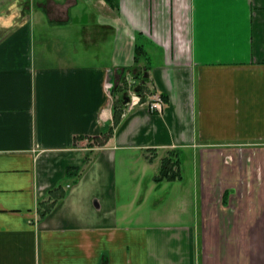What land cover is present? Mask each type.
<instances>
[{"label":"crops","instance_id":"obj_1","mask_svg":"<svg viewBox=\"0 0 264 264\" xmlns=\"http://www.w3.org/2000/svg\"><path fill=\"white\" fill-rule=\"evenodd\" d=\"M0 19V264H264V0H12ZM136 43L163 109L114 125ZM163 188L175 206L146 209Z\"/></svg>","mask_w":264,"mask_h":264},{"label":"trees","instance_id":"obj_2","mask_svg":"<svg viewBox=\"0 0 264 264\" xmlns=\"http://www.w3.org/2000/svg\"><path fill=\"white\" fill-rule=\"evenodd\" d=\"M149 60L146 55L145 49L141 46V44L136 43L134 47V62L132 65L127 67H120L117 68V82L112 88V93L115 96L113 100V123L114 125L117 124L121 118V113L126 102L127 98V88H128V81L126 77L128 75L132 78L131 86L133 90L140 96L141 102L147 100L148 95L154 92L153 88L151 87V80L149 76ZM111 134V129L103 135V141L100 142L104 143L105 140ZM101 143V144H102ZM179 158L178 154L167 155L166 157L162 158L161 166L159 169V173L155 176V180L157 182L163 179L172 180L176 177H179ZM68 175L72 176L75 174L74 179L72 180L73 183L76 182L77 175L80 172V166L68 167L67 168ZM71 171L73 173H71ZM60 192L56 193L53 196L52 202L49 203H39V214L40 216H44L54 204V202L65 195V191L61 189V186L58 187ZM52 192V191H51Z\"/></svg>","mask_w":264,"mask_h":264},{"label":"rangeland","instance_id":"obj_3","mask_svg":"<svg viewBox=\"0 0 264 264\" xmlns=\"http://www.w3.org/2000/svg\"><path fill=\"white\" fill-rule=\"evenodd\" d=\"M4 1V3H0V13L4 11L10 7V3L12 0H0ZM21 3H23L21 1ZM9 5V6H8ZM7 6V8H5ZM3 7V8H2ZM2 21V19H0V22ZM193 162L191 161L190 158H188L187 160L183 159L182 163H181V175L183 177V181L181 182V184H179L178 186H176V189H179V191H181L182 193V189H184L183 187L186 185H188V181L190 182L192 180V174L194 173L195 169L193 168ZM159 165H160V159L156 160V163L150 167L149 172H155L158 173L159 170ZM191 178V179H190ZM152 179H150L151 181ZM135 179H129V181H127V185L125 186V190L126 189H130V193L131 190L134 189L135 187ZM142 189H144V187L146 186V184H148V178L146 177L142 182ZM148 194V193H147ZM153 196H151L149 199L146 200V206L145 208L148 209L149 207H152L151 205H154L155 201H159L161 199V201H159L156 204H160L163 202L162 204V209L160 210H164V213H168L169 210L172 208V206H175V203L177 202V200L179 199L178 197H176V194H173V188L170 190L169 188H163V190L161 191H157L155 193L152 194ZM155 204V205H156Z\"/></svg>","mask_w":264,"mask_h":264},{"label":"built area","instance_id":"obj_4","mask_svg":"<svg viewBox=\"0 0 264 264\" xmlns=\"http://www.w3.org/2000/svg\"><path fill=\"white\" fill-rule=\"evenodd\" d=\"M126 80L128 81V88H127L128 100L124 104L122 114L129 112L130 110L133 109L134 106L141 103L140 96L133 90L131 86V83L133 82L131 76L128 75L126 77ZM163 101L164 100L162 96L155 92L148 95V105L150 109L153 111L162 112Z\"/></svg>","mask_w":264,"mask_h":264},{"label":"water","instance_id":"obj_5","mask_svg":"<svg viewBox=\"0 0 264 264\" xmlns=\"http://www.w3.org/2000/svg\"><path fill=\"white\" fill-rule=\"evenodd\" d=\"M126 100H127V98H126Z\"/></svg>","mask_w":264,"mask_h":264}]
</instances>
